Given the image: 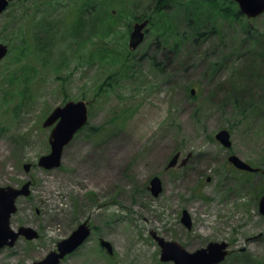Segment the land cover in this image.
Segmentation results:
<instances>
[{
	"label": "rangeland",
	"instance_id": "rangeland-1",
	"mask_svg": "<svg viewBox=\"0 0 264 264\" xmlns=\"http://www.w3.org/2000/svg\"><path fill=\"white\" fill-rule=\"evenodd\" d=\"M161 1L18 0L0 14V43L9 49L0 61V186L30 182L10 228L38 234L0 249V264L42 260L84 221L88 238L60 264H173L160 261L152 234L188 252L225 242L219 264H264V13L217 15L213 28L204 16L184 21L185 4L196 0H170L160 13ZM141 19L143 41L129 50ZM197 32L207 35L194 40ZM79 100L87 124L59 167L41 168L51 129L43 122ZM221 130L229 147L215 139ZM176 153L178 163L190 156L166 170ZM230 155L259 171L236 170ZM153 177L157 196L147 189Z\"/></svg>",
	"mask_w": 264,
	"mask_h": 264
},
{
	"label": "water",
	"instance_id": "water-1",
	"mask_svg": "<svg viewBox=\"0 0 264 264\" xmlns=\"http://www.w3.org/2000/svg\"><path fill=\"white\" fill-rule=\"evenodd\" d=\"M10 1L14 0H0V13L5 10ZM232 1L237 3L239 11L248 19L264 13V0ZM146 25L147 20L134 24L129 36V49L133 50L141 43L144 37L143 30ZM6 52L7 47L0 44V60L6 55ZM191 94H193V91H191ZM87 118L86 102L82 100L69 101L62 106L54 108L43 122L44 127L53 125L48 138L50 151L47 155L38 159V166L43 169L59 167L64 147L72 140L74 134L86 124ZM215 139L225 147L230 146L229 134L226 130H221L215 134ZM189 156V154L186 155L177 164L179 153L174 154L166 165V169L185 165ZM228 162L238 170L256 171L235 155H230ZM24 168L28 170L29 165H25ZM28 186L29 182L25 183L20 189L9 186L0 187V248L13 246L19 236H23L27 240L36 239L38 236L32 228L21 226L17 231H13L9 226L10 217L16 211L15 199L21 195L27 196L29 194ZM148 190L153 196H157L161 192L162 186L158 177L150 179ZM258 210L264 216V192L259 199ZM181 222L185 226L190 227V218L186 211L182 212ZM89 233L90 230L86 221L79 224L67 238L57 243L54 251L49 252L42 260L31 264H59L61 259L72 253L84 242ZM152 236L160 247L161 262H173L174 264H219L228 254V245L225 242H210L204 248L188 252L175 241H166L154 234ZM99 243L101 247L107 250L108 254L112 253V247L107 241L100 239Z\"/></svg>",
	"mask_w": 264,
	"mask_h": 264
},
{
	"label": "trees",
	"instance_id": "trees-1",
	"mask_svg": "<svg viewBox=\"0 0 264 264\" xmlns=\"http://www.w3.org/2000/svg\"><path fill=\"white\" fill-rule=\"evenodd\" d=\"M169 1L170 0H162L161 1L162 5L157 6L156 11H159L160 13H162L163 8H161V7H164V5L167 7V4ZM218 1H220V0H198V2L196 0L195 7H193L192 4H185L186 12L184 13L185 14L184 21L186 22V24L191 25L192 22H195L197 20L196 16H201V17L204 16L205 22L212 24L213 28H215L214 20H215V16H217V15L224 17V18H230L232 20L233 19H236V20L241 19L242 15L237 10L234 2L221 0L223 5L226 4L225 9H221ZM84 4H86V0H84ZM83 12L84 11H82L81 13L83 14ZM197 23H198L197 25H199V26L204 24V23L202 24L201 22H198V21H197ZM167 29L172 30L171 27H168ZM75 32L79 33L80 28L77 27ZM206 35H207L206 32H197V33H195L194 40L198 39L199 37L206 36ZM101 38H103V36ZM179 43H180V41H175L174 46L177 47L179 45ZM102 49H104V48H102ZM105 50L107 51V54L110 57L114 56V55H111L109 53V50H107V49H105ZM118 58H120V57H118Z\"/></svg>",
	"mask_w": 264,
	"mask_h": 264
}]
</instances>
